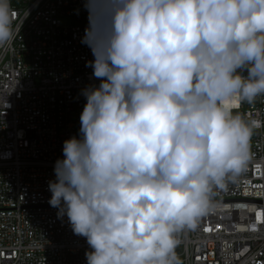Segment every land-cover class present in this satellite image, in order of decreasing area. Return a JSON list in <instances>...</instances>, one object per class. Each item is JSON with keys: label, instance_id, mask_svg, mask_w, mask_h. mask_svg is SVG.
<instances>
[{"label": "clouds", "instance_id": "obj_1", "mask_svg": "<svg viewBox=\"0 0 264 264\" xmlns=\"http://www.w3.org/2000/svg\"><path fill=\"white\" fill-rule=\"evenodd\" d=\"M82 43L98 87L63 145L49 204L92 249L87 264H183L218 190L241 175L264 97V0H87ZM16 13L0 0V47ZM247 72V76L243 73Z\"/></svg>", "mask_w": 264, "mask_h": 264}, {"label": "built area", "instance_id": "obj_2", "mask_svg": "<svg viewBox=\"0 0 264 264\" xmlns=\"http://www.w3.org/2000/svg\"><path fill=\"white\" fill-rule=\"evenodd\" d=\"M86 2L11 0L16 36L0 47V264H87L92 251L49 204L64 142L80 138L82 91L101 83L82 43ZM236 110L262 126L245 171L217 191L196 230L180 234L183 264H264V97Z\"/></svg>", "mask_w": 264, "mask_h": 264}, {"label": "snow or ice", "instance_id": "obj_3", "mask_svg": "<svg viewBox=\"0 0 264 264\" xmlns=\"http://www.w3.org/2000/svg\"><path fill=\"white\" fill-rule=\"evenodd\" d=\"M206 231H210V229H206Z\"/></svg>", "mask_w": 264, "mask_h": 264}]
</instances>
